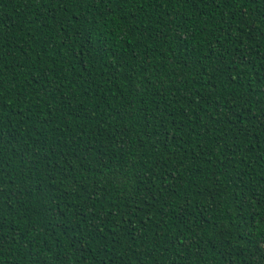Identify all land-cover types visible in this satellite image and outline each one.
Returning <instances> with one entry per match:
<instances>
[{
	"label": "trees",
	"instance_id": "1",
	"mask_svg": "<svg viewBox=\"0 0 264 264\" xmlns=\"http://www.w3.org/2000/svg\"><path fill=\"white\" fill-rule=\"evenodd\" d=\"M0 264H264V0H0Z\"/></svg>",
	"mask_w": 264,
	"mask_h": 264
}]
</instances>
